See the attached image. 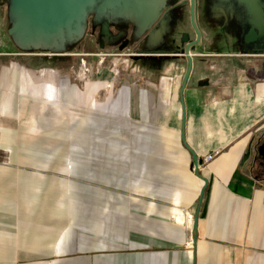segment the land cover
<instances>
[{"label": "crops", "instance_id": "1", "mask_svg": "<svg viewBox=\"0 0 264 264\" xmlns=\"http://www.w3.org/2000/svg\"><path fill=\"white\" fill-rule=\"evenodd\" d=\"M185 1L111 0L100 44L111 52L95 55L84 84L79 73L51 88L16 51L0 53V264H264V9L199 1L184 86L196 40L190 23L183 49L177 40ZM162 15L146 47L157 56L140 58ZM122 56L133 74L124 60L103 66ZM44 97L59 116L45 115ZM214 151L199 169L194 242L193 154Z\"/></svg>", "mask_w": 264, "mask_h": 264}, {"label": "rangeland", "instance_id": "2", "mask_svg": "<svg viewBox=\"0 0 264 264\" xmlns=\"http://www.w3.org/2000/svg\"><path fill=\"white\" fill-rule=\"evenodd\" d=\"M199 1L203 3L204 0H196V12ZM110 2L111 0H91L89 5L83 6L79 17L68 18L63 22L57 23V27L62 30L60 37L62 38L63 44L60 46V52L63 53L61 55H52L48 49L43 48L44 46L25 49V47H27V45L24 44L26 43V37L23 35L21 37L13 33L14 22L16 20L15 14L20 12L21 5L23 4L20 0H0V53L9 54L10 52L16 51L17 54L21 55H18L22 59L20 62L26 64V69L30 72L28 74H32L36 82L46 84L51 88H56L58 86L60 78L77 77L79 73L81 74V78L78 80L80 84H84L89 75L88 71L95 65L97 59L95 55L105 56L111 52L110 48H100V44H104L106 41L104 34V26L106 24L105 14L106 8L109 6ZM211 2L216 6L226 3L225 9L227 10L240 8L243 11H251L253 6L257 3L264 9V0H211ZM177 7L180 8L179 10L181 11L178 16L179 20L177 21V40L181 44V49H183L184 43L182 41V36L184 35L185 26L188 27L190 23V0H186L183 6ZM165 18V15H162L156 21L150 32L140 41V58L145 60L152 59L147 49V46L150 45L148 39L152 35L153 29L161 26L166 20ZM37 21L38 22L35 23L36 26H45L41 21ZM38 36L41 37V42L45 41L46 38L43 35ZM142 44L145 46H142ZM56 50L59 51V48L53 51L58 52ZM136 50L137 49L130 52L127 51L125 55L132 54V56L135 57L137 54ZM114 52L118 51L114 50ZM117 54L124 55V53L121 52ZM50 58L54 60L53 63H49L48 59ZM106 58L107 60L104 61L105 63L103 66L108 65L107 63H110V59L124 60V63L123 61L120 62V72L126 75L133 74L132 72L135 70V67L131 62L126 61L128 57ZM32 61H38L37 67H31L30 64L28 65V62ZM44 98L45 100L48 99L50 104L47 108V110L50 111H45V115H49L50 117L59 116L61 113L59 107L61 103L53 97ZM56 103L59 104L57 105ZM38 129L39 128L36 126L33 128L32 138L36 137L39 131ZM57 259L58 258L54 256L48 263L56 264Z\"/></svg>", "mask_w": 264, "mask_h": 264}, {"label": "water", "instance_id": "3", "mask_svg": "<svg viewBox=\"0 0 264 264\" xmlns=\"http://www.w3.org/2000/svg\"><path fill=\"white\" fill-rule=\"evenodd\" d=\"M23 5H21V9L19 13L15 14V22H14V30L13 33L15 35H19L22 37H26L25 45H32L33 47L39 48L40 46H44L43 48L48 49L52 55H61L63 52H60V46H62V38L61 32L62 30L57 27V23L63 22L65 19L72 18V17H79L82 12V8L84 5H89L91 0H56V4L53 5H46V6H32L30 0H20ZM95 1V0H92ZM87 2V3H86ZM24 7L27 8L29 11V19L32 21L33 26L35 29L33 30L28 24L27 20L22 14ZM37 20L41 21L45 26H36L35 23L38 22ZM190 24L196 34V40L190 42L186 45L185 49V56L188 59L189 65L188 70L184 79V86L187 84L191 69H192V59L190 54V48L200 43L201 41V33L196 24V0H190ZM56 25V26H55ZM48 34L54 35V40H50L47 36ZM104 34L105 37L108 36V24L104 26ZM38 35H43L46 39L44 42H41V37ZM257 39V33L255 28H251L245 38L247 43L255 42ZM55 43L57 46L56 48L49 49L48 47ZM58 52H54V49H58ZM151 56H157L151 55ZM185 122V118H184ZM258 157L261 159V166L264 170V142L258 147ZM194 164L193 169L195 174L202 180L203 187L200 192V199H199V208L197 210L194 226H193V240H196V231L198 226V218H199V210L201 203L204 198L205 191L208 186V181L200 176L199 174V164H201V160H198L195 154H193Z\"/></svg>", "mask_w": 264, "mask_h": 264}, {"label": "bare ground", "instance_id": "4", "mask_svg": "<svg viewBox=\"0 0 264 264\" xmlns=\"http://www.w3.org/2000/svg\"><path fill=\"white\" fill-rule=\"evenodd\" d=\"M56 0H30V3L32 6L38 7V6H46V5H53L54 3L56 4ZM22 14L24 15V17L27 20V24L34 30L35 27L32 24V21L29 19L30 15H29V11L27 10L26 7H24V10L22 11ZM47 36L49 37L50 40H54V35L52 34H48ZM58 104V103H56Z\"/></svg>", "mask_w": 264, "mask_h": 264}, {"label": "built area", "instance_id": "5", "mask_svg": "<svg viewBox=\"0 0 264 264\" xmlns=\"http://www.w3.org/2000/svg\"><path fill=\"white\" fill-rule=\"evenodd\" d=\"M219 153H220V151H214V152L208 154L207 156H205L204 159L202 160L201 164H199V169H200V167L207 166L208 164L213 162L216 159V157L219 155ZM186 219L188 220L189 223H191L193 216L186 214Z\"/></svg>", "mask_w": 264, "mask_h": 264}, {"label": "flooded vegetation", "instance_id": "6", "mask_svg": "<svg viewBox=\"0 0 264 264\" xmlns=\"http://www.w3.org/2000/svg\"><path fill=\"white\" fill-rule=\"evenodd\" d=\"M262 167V166H261ZM257 180L258 181H263L264 180V176H261V175H257Z\"/></svg>", "mask_w": 264, "mask_h": 264}]
</instances>
